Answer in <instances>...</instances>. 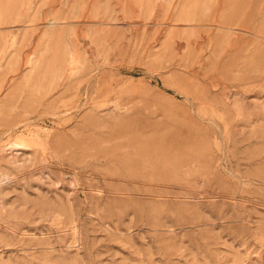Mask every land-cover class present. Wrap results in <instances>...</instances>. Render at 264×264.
I'll return each instance as SVG.
<instances>
[{"label": "rangeland", "instance_id": "374dc122", "mask_svg": "<svg viewBox=\"0 0 264 264\" xmlns=\"http://www.w3.org/2000/svg\"><path fill=\"white\" fill-rule=\"evenodd\" d=\"M0 264H264V0H0Z\"/></svg>", "mask_w": 264, "mask_h": 264}]
</instances>
